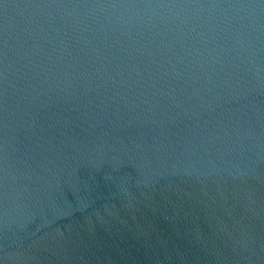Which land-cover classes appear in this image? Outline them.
<instances>
[{"label": "water", "instance_id": "1", "mask_svg": "<svg viewBox=\"0 0 264 264\" xmlns=\"http://www.w3.org/2000/svg\"><path fill=\"white\" fill-rule=\"evenodd\" d=\"M0 264H264V0H0Z\"/></svg>", "mask_w": 264, "mask_h": 264}]
</instances>
